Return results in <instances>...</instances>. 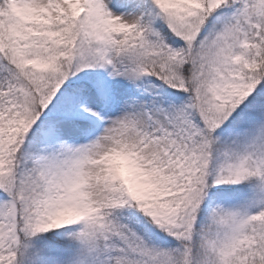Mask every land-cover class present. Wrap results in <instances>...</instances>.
<instances>
[{"label": "snow or ice", "instance_id": "1", "mask_svg": "<svg viewBox=\"0 0 264 264\" xmlns=\"http://www.w3.org/2000/svg\"><path fill=\"white\" fill-rule=\"evenodd\" d=\"M0 264H264V0H0Z\"/></svg>", "mask_w": 264, "mask_h": 264}]
</instances>
